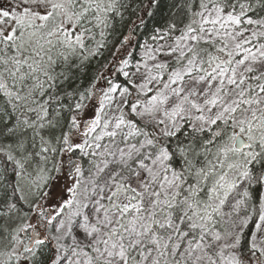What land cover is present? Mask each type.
<instances>
[{
  "label": "snow or ice",
  "instance_id": "snow-or-ice-1",
  "mask_svg": "<svg viewBox=\"0 0 264 264\" xmlns=\"http://www.w3.org/2000/svg\"><path fill=\"white\" fill-rule=\"evenodd\" d=\"M0 264H264V0H0Z\"/></svg>",
  "mask_w": 264,
  "mask_h": 264
},
{
  "label": "trees",
  "instance_id": "trees-1",
  "mask_svg": "<svg viewBox=\"0 0 264 264\" xmlns=\"http://www.w3.org/2000/svg\"><path fill=\"white\" fill-rule=\"evenodd\" d=\"M150 26H151V24H150ZM141 31H143V29H141ZM141 38H143V37H141Z\"/></svg>",
  "mask_w": 264,
  "mask_h": 264
}]
</instances>
